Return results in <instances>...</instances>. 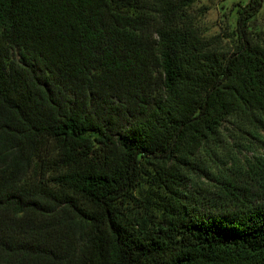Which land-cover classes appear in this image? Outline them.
<instances>
[{
    "label": "trees",
    "instance_id": "trees-1",
    "mask_svg": "<svg viewBox=\"0 0 264 264\" xmlns=\"http://www.w3.org/2000/svg\"><path fill=\"white\" fill-rule=\"evenodd\" d=\"M199 1L0 0V264H264L263 1L226 52ZM231 122L262 154L190 190Z\"/></svg>",
    "mask_w": 264,
    "mask_h": 264
},
{
    "label": "rangeland",
    "instance_id": "rangeland-1",
    "mask_svg": "<svg viewBox=\"0 0 264 264\" xmlns=\"http://www.w3.org/2000/svg\"><path fill=\"white\" fill-rule=\"evenodd\" d=\"M248 0H201L193 7L198 26L205 37L213 40L219 50L232 49L237 39L236 18L237 9ZM262 7L251 23L254 36H264V0ZM252 128H241L237 123H227L223 130L222 142L210 145L191 160L186 174L190 179V190L196 184L213 187L222 173L242 171L248 163L254 161V156L262 154L261 142L250 132ZM260 133V135H258ZM255 133L264 135V127ZM233 175V173H230ZM239 172H237V175ZM146 196L143 192L141 197Z\"/></svg>",
    "mask_w": 264,
    "mask_h": 264
}]
</instances>
